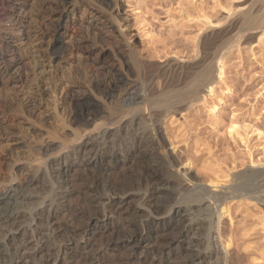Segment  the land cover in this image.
<instances>
[{"label":"bare ground","instance_id":"obj_1","mask_svg":"<svg viewBox=\"0 0 264 264\" xmlns=\"http://www.w3.org/2000/svg\"><path fill=\"white\" fill-rule=\"evenodd\" d=\"M97 1L102 4L106 3L105 0ZM260 1L262 4L260 6L261 8L263 7V9L260 10L261 12L257 11L259 13L250 12V10L253 9V5H251V3H254V1L248 4L249 9L246 11H237V13L239 12L238 21L241 22L240 24L238 22V24L241 26V28L238 30V34L234 33L236 38L229 40L230 38L234 37V34H232L233 37L232 35L229 38L227 37L228 41L226 40L224 42L226 38L221 40V42L225 43L223 46L226 47V50L231 44L237 42L239 43L241 40L239 38L242 37V35L245 34L247 30L254 31L259 29L260 31L258 30L259 33L257 32L258 35L255 39L257 41L262 39L264 35V0ZM29 2L30 0H0V23L4 22L5 24H8L9 27H15L18 23H20V18L24 16V12H26ZM35 2L37 1H34V3ZM38 3L40 5L39 0ZM41 3H43V1ZM48 3L52 7H49V11L50 8L52 10L48 14V20L41 22L40 20L36 19V21L39 23V27L42 29L43 34L49 33L51 35V42L49 46L47 45L48 48H45V50L48 49L47 53H43V56H47L48 59L50 58L52 61L58 62V64L61 62V60H63L64 63L68 62L71 66L69 71L66 68L67 65L63 70L60 69L62 67L58 68L57 65L55 67L53 65L54 70L53 68H51L52 70L46 68L48 70L46 73L51 70L48 77L44 76L45 80L47 79V82H49L50 85H47V89H42L40 86L38 89H36V92L38 90L37 94L42 101L46 95L49 98H52L51 102L53 105H51V110L49 109V111L45 109L40 115H38V117L42 115L44 116L45 113V116L43 118L40 117L38 120L40 126L46 128L45 133L47 137H55V135L58 133V130L59 132L62 131L59 129L60 126L58 124L57 125L59 127L54 125L56 119L59 121L61 120L60 122L62 124V129H64L66 126L72 127V131H69V134L65 132V129V131H63L64 134H68V137L66 136V138L72 144L82 137V132L84 133L86 131L91 132L93 130H98L101 125L107 123L108 125L119 123L122 118H127V115L128 117L130 116L129 122L132 123L134 115H137L138 113L140 114L142 110L147 111L148 107L156 109L158 111L157 113L161 116L157 117H160L165 121V118H169L170 114L173 115L174 112H177V110L179 111V114H182L180 113L182 110H186L190 107L194 108L193 106L196 107V103L205 102L207 97L213 98L217 93V86H219L224 79V62H222V60L225 56H223V53H221L223 46L219 47V45L217 46L216 44L219 49L222 48L220 53L218 49L214 55H212V59L211 57V60L209 59L210 61L206 59L207 61L205 60V62L207 63L205 65L203 64L204 66L202 67L200 66L201 68L199 69L190 67L189 71L185 72L184 74V71H182L183 76L180 77L181 79L179 80L175 79V77H172L173 81L169 79L171 83L167 85L165 84V86L163 83L167 80L166 78L164 82L162 80L163 83L161 85H163V87H160V85L158 86L161 89L160 91L157 89L158 93H156V96L154 91V93L151 92V88L148 90L147 87L146 90L145 87L144 90V87H141L144 90V93L141 92L143 93V99L141 98L143 103L141 102L142 106L139 108L137 103L134 105V103L129 102L131 100L128 101L129 103L127 102L128 99H131L126 97L128 94L126 91L127 86H134L136 81L140 79L142 81L146 79H151V81L154 79L158 80L156 76L158 78L161 76L159 71L160 69L158 70L157 66V69H155V67L153 68L154 65H150L147 59H144L142 56L137 54L138 52L135 50L136 47L134 48V45L131 43V38H129V36L127 37L123 31L124 23L115 22L117 15L116 18L114 15L116 13L112 15L110 13L111 11L107 13L99 7L102 9L100 10L97 8L100 4L97 7L96 5L92 4V6H89L85 9L86 6L85 3L83 4V0H49ZM76 3L83 7V11L86 10V16L81 20L70 23L69 29L72 33L71 37L75 40V43L73 45L74 49L66 54L65 50L62 49L63 41L61 35H58V32L62 28L66 27V23H63L64 20L67 19V14H65L66 9L69 7L72 9ZM116 3L115 6L118 5H116ZM258 3L260 4L259 1ZM106 4L108 7V2ZM35 7L40 8L39 6ZM259 8L260 7L255 10H258ZM41 9L42 7L39 10ZM41 12H44V8L41 10ZM79 18L81 17L79 16ZM239 25L238 27H240ZM243 29L246 31L245 33ZM20 30V26L17 27L16 31L19 32ZM74 31H92L91 33L93 34V37L92 39L89 38V41L77 42ZM79 40L81 41V39ZM13 44L14 43L8 39L0 41V62H6L3 52L7 49H13ZM226 44L228 45L226 46ZM37 49L40 50L39 48ZM42 50L44 49L42 48ZM40 52L38 51V53ZM197 53H195L196 56H198ZM226 53H228V51ZM205 55L208 56L207 54ZM25 63L20 59L16 61L17 76L13 81L5 82L2 79L3 77L1 78L2 80L0 81V84L3 88H5L6 91L19 82L25 68ZM42 66L44 65L42 64ZM39 70L41 77V74H43V69ZM161 70L163 72L162 68ZM36 73L37 72H35V74ZM168 73L170 74V72ZM163 74L164 73H162V75ZM165 74L163 76H165ZM40 77L39 79H41ZM36 79L38 81V77ZM218 89L220 90L219 87ZM220 91H222L221 94L223 93L224 95L229 92V88L224 87V89H221ZM134 95L132 99H134ZM214 99L216 98L214 97ZM216 100L217 101L215 102H212L211 100V102H209L210 106H208V111L210 114L214 115L213 117L218 114L222 103H224V99H222V97ZM207 101L205 103H207ZM58 104L61 106L60 109L57 107ZM138 104L141 105L140 101ZM179 105L182 106L178 107ZM18 108L20 111H24L27 116H32L31 109H28L26 105L21 104ZM157 113L155 114L154 112L155 115H158ZM152 116L153 115L151 114V118ZM173 116H170V119H172ZM147 117L150 118L149 115ZM157 117L155 116V119L152 120L158 122L159 118L156 120ZM142 118L143 120L145 119V117ZM182 118H184V115ZM50 119L55 120H53L54 122L49 123L48 120ZM152 120L145 119V122H141V126H138L141 128V130L139 129V134L133 133V135L130 134V132L126 133L128 134V140L125 137L126 134L122 132L117 133L114 131L115 134L112 135L115 136L111 142L106 143L103 141L101 145L99 143V145L94 143L95 145H92L90 148L92 149L91 155L83 162L78 159L77 148L73 151L67 153L65 152L63 157L56 160L55 164L65 165L66 170L59 171L55 174L56 180H54V184L51 187L52 193L49 194V197L46 201L44 200L45 202L42 200L44 203H41V209H38L35 212V214L38 215V220L34 224L35 227L39 226L47 233L41 235L39 240L36 238L37 242L39 241L41 243L39 244L40 248H37V258L40 259V262L36 260L37 258H34L36 260V263L33 262L34 264H59L60 259L64 261V258L62 259L60 257L61 254L59 255V252H63L65 254L69 253L71 255L74 254L75 256L79 257V259H71L68 264H134L133 257L138 252L144 253V259H146L150 253H155L154 255L161 253L163 254L164 249L172 248L174 243H180L178 244L180 252L176 257L177 261H169L164 264H186L188 262L193 263L194 261H197V264H209L208 258L210 257L212 250H215L214 247H210V243L208 241L209 238H207V236L210 237V229L212 225L216 223V226L214 225L212 228H216V231H218L221 226L220 221L223 218H228L229 221L232 222L234 215L231 213V204H237L236 202H243L242 204L244 205L242 206H245L247 202L249 204L250 202H253L254 206L256 205L257 208L259 207L258 209L260 210L257 213H254V211L252 214H246L251 215L252 218H254L252 219L251 225L245 231L253 230V228L258 225V229L261 231V237H259L260 240L262 239L263 244H259L260 246H252L250 245L249 240H244L245 238H243L242 241V238H234V231L230 229L229 234H226L227 232L216 233L219 241V246L217 247H220V251L223 253V256L227 257L229 248L232 246H237L239 247V251H248L246 258H248L249 261L261 263L260 260L264 259V170H262L264 166L259 170H257L258 168H255V170L252 168L254 167L255 162L250 160V162H252L251 165L253 164V166H249L250 169L245 168L246 170L242 169L243 171H235V173H230L234 171L232 170L234 169L232 167V169H228L227 174L222 175V172L224 171L223 170L222 172L220 171L222 174L219 175L220 172L217 174V170L212 169L213 167L211 168L209 167V164L207 165L205 163V165L201 166V168L204 171L208 170L206 173L208 179L207 184L211 186V188L201 186V184L194 182L196 180H192V178H190L187 174V170L189 169V167H187L189 164V162H187L189 156L188 150H186L187 158L183 160L185 162L179 163L183 165L181 169L179 168L178 164L174 162V159L170 153L164 149L165 146L161 143L162 138L158 132V123H155ZM160 121L161 120H159V125ZM162 121L161 124L164 123ZM217 121L219 120L217 119ZM229 126V129L231 130L235 128L234 126ZM107 130L105 128L102 129L101 137H105L104 134L108 132ZM165 131L164 133H166ZM258 132L260 135V130H258ZM61 133L60 135H62ZM178 134L177 136H179ZM238 134L239 133H236V135ZM33 135L36 138L37 134L33 132ZM112 135L110 137H112ZM260 137L264 139V135ZM125 139L128 143L132 142L133 146L125 152H118L114 150L116 142L125 141ZM170 139L169 144L172 146L174 141ZM67 147L68 145L62 146V148ZM106 147L113 149L111 151H104V153H100V151H98ZM174 147L172 146L173 151L175 149ZM14 150L15 149H10L7 152L8 158H18L17 153L15 152L16 150ZM35 150L36 153L30 152V156L34 158V161L37 159H42L49 149L44 151L43 149L37 148ZM75 159H78V161H75ZM130 160H134L138 164V170L136 173L125 172L117 179L111 176V170L113 168L119 167ZM5 163V158L0 155V184L4 179V175H2V167L7 164ZM214 163L212 164L214 165ZM257 163L260 164L259 161ZM6 166L5 168L7 169ZM218 166L217 169L219 168ZM43 169L44 168L42 165L39 174L37 176H31V178L27 180V185H32L36 180L41 179L43 175L42 173H45ZM75 170H80L76 176H74L72 173ZM229 170L232 171L229 172ZM209 171L210 173H208ZM182 187H184L185 192H182V190L180 191V188ZM212 187L214 189H212ZM217 187H220L218 188L220 189L218 192H216L215 189ZM7 191H14L15 194L10 195V193ZM0 192V224H4L6 227H17V224L22 218H26L27 215L29 216L31 214L30 212L27 213L25 210L21 208L19 209L16 206L10 207L9 204L11 205V200L19 199L20 204H22V201H24L23 204L28 205L35 203L34 200V202H30V200L36 199L37 196L30 194L27 195L25 191L22 189L19 191L12 185H5L4 187L2 186V191L0 190ZM74 192H78L81 197L80 202L71 208L68 207V203H64V201L68 199V195ZM54 194H58V196L53 197ZM194 207H196L197 210H194ZM245 207L241 208L246 212L247 209ZM242 215L244 216L243 213ZM142 218L144 219L142 220ZM187 219L194 221L189 228H185L183 226V222ZM92 225H96L97 229H90L89 226ZM189 231L191 234H193L192 237L194 238V245L196 248L193 247L189 249V247L187 248L181 245V242H184V238L187 237ZM245 231H242L240 235L244 236L246 234ZM97 232H101L104 236H106L105 241L100 245L91 242L92 235ZM173 232L178 233L177 240H174L171 237V233ZM31 233H34L33 230ZM19 234L20 236L27 234L35 237L34 234L28 233L26 228H21ZM249 235L250 234H247L246 236L250 237ZM57 237H60L59 242L54 241ZM16 238V235L11 234L6 236L4 241H0V264H10L14 262V254H16V250L14 247H12L10 242L15 241ZM78 238L81 239L78 240ZM72 239L75 240V242L72 241ZM82 239L84 240L82 241ZM262 241L258 243H261ZM56 242V248H58V250H56V252H52L55 249L53 244ZM110 249L113 250L114 253L110 259H105L104 254H106L105 252ZM66 258L69 260V258L72 257L67 256L65 259ZM215 259L218 260L219 258ZM217 260V263H212L218 264ZM20 264H24V262L22 263L20 261ZM141 264L147 263L143 260ZM246 264L253 263H248L246 261Z\"/></svg>","mask_w":264,"mask_h":264},{"label":"rangeland","instance_id":"obj_2","mask_svg":"<svg viewBox=\"0 0 264 264\" xmlns=\"http://www.w3.org/2000/svg\"><path fill=\"white\" fill-rule=\"evenodd\" d=\"M34 1H37V2L34 3ZM39 1H40V5L43 4L42 6L39 5L38 0H30L29 5L27 6L26 12H24V16L20 18V23H18L15 27L13 26L9 27L8 24H5L4 22L0 23L1 25L0 29H3V30H0V41L8 39L14 43L13 49L11 50L7 49V50H4L3 52L5 55L6 62L5 63L0 62V81L2 79L5 82L13 81L17 76L16 61L20 59L24 63L26 62L25 63L26 70L24 68L19 82H17L12 88L8 89L7 90L8 92L0 84V91H1L0 92V155L5 158L6 163H7V164L5 163L6 165L9 166L10 164L9 167L6 165L2 167L3 174L2 173L1 174L4 175V179H3V182H1L0 184V190L2 191V186L4 187L5 185H12L13 187L17 188L19 191L21 189L25 191L27 195L30 194V195L37 196L36 199L30 200V202L34 200L35 203H31L28 205L23 204L24 201H22L23 203L21 202L23 205L20 204L19 199L11 200L12 203L14 204L12 203L11 205L9 204L10 207L16 206L17 208L19 209L21 208L25 210L27 213L30 212L31 214L29 216L27 215L26 218L21 219V221L17 224V227L21 225L20 227H18L19 229L14 226L6 227L4 226V224H0V241H4L5 237L11 234L17 236L15 241L10 242L12 247H14V249L16 250V252L14 251L16 253L14 254V262L10 264H20V261L22 263L24 262V264H34L36 263L35 262L36 260L40 262V259L37 258L38 257L37 248H40L39 244L41 243L39 241L37 242V239L39 240L41 238V235L46 234L47 232L39 226L35 227L34 224L38 220V215H36L35 212L38 209H41V206H42L41 203H44L49 197V194L52 193L51 187L54 184V180H56L55 174L59 171L66 170L65 165L55 164L56 160L63 157L65 155L64 154L65 152L67 153L77 148L78 149V159L81 162H83L85 159H87L91 155L92 149L90 148L92 147V145H95L98 143L101 145L103 141H105L106 143L111 142V140H113V137L115 136L112 134H115V132L117 133L122 132L124 134L129 133V132L130 134H133V133L139 134L140 133L139 131L141 130V128L138 126H141L140 125L141 122H145L144 121L145 119L152 120V119H155V116L156 117L160 116L157 113L158 111L156 109L148 107L147 111L142 110L140 114L138 113L137 115H134L135 118L133 117L132 123L129 122L130 116L128 117L127 115L126 117L128 119L125 117H124L125 119L122 118V120L119 122L120 124L116 123V124L108 125L107 123V124L101 125V127L98 130H95V131L93 130L91 132L86 131L84 133L82 132L81 133L82 137L78 139L77 141L73 142V144L70 143L68 139L66 138V136L69 134V131H72V127L66 126L64 128L66 130L65 131L64 129L61 128V125H62L60 122L61 120L59 121L57 119L56 120L53 119L55 120L54 122L53 120L50 119L48 120V122L49 123L54 122L55 124L54 123L53 124L57 127L60 126L59 129L62 131L59 132L58 130V133L55 135V137H47L45 133L46 128L40 126L39 120H38L40 117L43 118L45 116V113H44V116L42 115L38 117V115H40L41 112H43L45 109L51 110V107H52L51 105H53L51 102L52 98L51 97L49 98L46 95L42 101L39 98L37 94L38 90L36 92V89H38L39 86L42 89H47L46 87L50 85L49 82H47V79L45 80V77L49 76V72H51L52 70L51 68H53L54 70V67L57 65L58 68L62 67L60 69L63 70L65 69V66L67 65L66 68L69 71L71 65L68 62L64 63L63 60H61V62H59L58 64V62H54L50 58L48 59L47 56H43V53H47L48 49L45 50V48H48L51 42V37H50L51 35L49 33L43 34L42 29L39 27V23L38 21H36V19L40 20L41 22L47 21L48 14L51 12L52 7L48 3L49 0H39ZM42 1L43 3H41ZM105 1L106 3L108 2V7L106 3L102 4V3H99L97 0H83V4L85 3V6H86L85 9L89 6H92V4L96 5V7L100 4L97 8L99 7L102 8L104 12L109 13L111 11L110 13L112 15L116 13L114 15L115 18L117 15L115 22L124 23L123 31L127 35V37L129 36V38H131L130 39L131 43L132 45H134V48L136 47L135 50L136 52H138L137 54L139 56H142V58L147 59L150 65L152 66L154 65L153 68L155 67V69L157 68L158 70L160 69L159 70L160 75H161L160 77L162 78L160 77L158 78L156 76L158 80L154 79L155 78L154 77L153 78L154 80L152 81L151 79L150 80L146 79L143 81L140 79L136 81L134 86H127L126 91L128 92V94L126 95V97L131 98V99H128L127 102L131 100L129 102L134 103V105L137 103L139 108H141L142 103H143L142 97H143L145 87H146V90H147V87H148V90L149 88H151V92L152 93L155 92L154 94L156 96L157 95L156 93H158L157 91L158 90L160 91L161 89L158 86L160 85V87L161 86L163 87V85L161 84L165 81V78L167 81L163 83L164 86L165 84L166 85L170 84L171 83L170 80L173 81L172 77L173 78L175 77V79H178V80L181 79L180 77H182L185 72L189 71L190 67H195L198 69L201 68L207 63L205 62V60L206 59L209 60L210 57L212 59L213 57L212 55H214V53L219 49L220 46H223L225 44L221 42V40L226 38L224 40L225 42L229 37H231L232 34L234 33L236 34L237 32L239 33L238 30L241 28L239 24L241 22L238 21L239 12L237 13V11L239 10L240 12H242L241 10L246 11L247 9H249L248 4H250L252 1H254L255 4L253 2L251 3V5H253L252 7L253 9H251L250 12L259 13L261 12L260 10L263 9V7L261 8L260 6L262 5L260 0H257V1L256 0H252V1L251 0H232V1L231 0H118V1L117 0H105ZM258 1L260 2V4L258 3ZM115 3L116 5L117 4L118 5L115 6ZM35 6H39L40 8L42 7V9L44 8V12H41L42 9L39 10L40 8L35 7ZM49 7H51L50 11H49ZM74 7L72 9L70 7L66 9L65 14H67V19L64 20L63 22L64 24L66 23L65 24L66 27L62 28L58 32V35L59 36L61 35V38L63 41L62 49L65 50L66 54L74 49L73 45L75 43V40L71 37L72 33L69 29L70 23H73L77 20H81L82 18H85L86 16L85 14L86 10L83 11L82 6L76 3ZM258 7L260 8L258 10H255ZM47 8H48V11H47ZM116 10L117 11L119 10V11L117 12ZM79 16L81 18H79ZM238 25L240 27H238ZM19 26L21 30L18 32L16 30H17V27ZM258 30L259 29L254 30V31L247 30V32L244 30V33L245 32L246 33L243 34L242 37L239 38L241 40L239 43L237 42L238 44L237 43L231 44L230 45L231 48L229 46V48L227 47V50H226V47L223 46L224 50L221 48L222 52H221V49H219V53L221 52L223 53V56H225L224 58L222 57L223 58L222 62H224L223 63L224 79L220 83V85L217 86V90H216L217 93L214 96L216 99L220 97L224 99V103H222V106L218 112L219 115L217 114L219 117L217 115L213 117L214 115L210 114V112L208 111V106H210L209 102H211V100L212 102L213 101L215 102L217 100L214 99V97L213 98L207 97V100H208V101L206 100L207 103H205L206 101L203 103L201 102L196 103L197 104L196 107L193 106L194 108L190 107L191 109L188 108L186 110H182V112H180L182 114H179L178 110L177 112H174L175 114V115L173 114L174 116L170 114L171 117L172 116L173 118L177 117L178 119L177 118L170 119L171 117L168 115L169 118L168 117L167 119L165 118V121L167 122H165L162 118H160L161 116L156 118V120L159 118L158 122H155L154 120H152L155 123H158V126H159L158 132L160 133V136L162 138L161 143L165 146V147L163 146L164 149H166V151L170 153V155L174 159V162H176L179 168L181 169L183 165L179 163L185 162L183 160L187 158L186 150H188L189 156H188L187 162H189L190 165L189 164H188L189 166L187 165V167H189V169L187 170V174L190 178H192V180L193 179L196 180L194 182L201 184V186L211 188V186L207 184L208 179H207L206 173L208 170L204 171L201 168V166H204L205 163L207 165L209 164V167L211 168L213 167L212 169L217 170L216 171V173L218 172L217 174H219L220 171L222 172L224 170L222 172L223 174L220 172L219 175L227 174L228 169H232V167L234 168L232 169L234 171L230 172L232 170H229L230 173H235V171L236 172L243 171L242 169L246 170L245 168L250 169V167L253 166V164L251 165L252 162H250V160L255 162L256 164V165L254 164V167H252L253 169L258 168L257 170H259L260 168L264 166V139L260 137L264 135V35L261 40L257 41L255 38L257 37L260 31ZM86 32L87 31L85 32L74 31L77 42L89 41L90 40L89 38L92 39L93 37V34L91 33L92 31L87 32V34ZM235 34H234V37L232 35L233 38H230L229 40L236 38ZM78 38L81 39V41ZM204 42H209V43H204ZM216 44L217 46L219 45V47H217ZM227 45L228 44H226V46ZM203 46H204V49H203ZM68 47L69 48L71 47V48L69 49ZM37 48H39L40 50H38ZM42 48L44 50H42ZM228 49L229 50L231 49V50L229 51ZM37 50L41 52L38 53ZM223 51L225 52V54ZM227 51L228 53H226ZM36 53H38L39 55ZM195 53H197L198 56H196ZM205 54H207L208 56H206ZM143 56H145L146 58ZM48 61H51V62H48ZM198 61H201V62H198ZM42 64L44 66H42ZM46 68L51 69V70H49V72L46 73V71H48ZM161 68L163 69V72ZM39 69L41 70L43 69L42 71L43 74H41V77L39 74V71H40ZM180 70H181V73H180ZM182 71H184L183 74H182ZM35 72L37 73L35 74ZM165 72L166 74L170 72V74L168 73L166 75ZM177 72L179 73V78H178ZM162 73H164L165 76H163L164 74L162 75ZM37 77H38V81L36 79ZM39 77L41 79H39ZM140 81H142L143 83ZM141 87L142 88L144 87L143 88L144 90ZM218 87L220 88V90L224 89V87H227L229 88V92L223 95V93L221 94L222 91H220ZM133 95H134V99H132ZM46 100H50V101H46ZM139 101L141 105L138 104ZM21 104L26 105L28 109H31L32 116H27L24 111H20L18 107ZM181 106L182 105H179L178 107H181ZM57 107L58 109H60L61 107L60 104H58ZM149 110H150V113H149ZM154 112L155 114L157 113L158 115H155ZM151 114L153 115L152 118H151ZM148 115L150 116V118L147 117ZM183 115H184V118H182ZM139 117L140 118L145 117V119L143 120V118L140 119ZM217 119L219 121H217ZM159 120L161 121L163 120L162 122H164L161 124V121H160L161 126L159 125ZM136 121L138 122V124ZM127 122H129L130 124ZM131 124L133 127L131 126ZM229 125L234 126L235 128L233 129H235L236 131L233 129L232 130L229 129L230 127ZM104 128L106 130L108 129L107 130L108 134L105 133L104 134L105 137H101L102 129ZM258 130H260L261 132L260 135H259ZM63 131H65L68 134H64ZM164 131L166 133H164ZM33 132L37 134L36 138L34 137ZM60 133L62 135H60ZM236 133H239L240 135L239 134L236 135ZM177 134L179 136H177ZM111 135L112 137H110ZM125 137L128 140V134H126ZM126 139L125 141H118L119 143L116 142V145L117 144L118 145L117 146L115 145L116 148L114 146V150L118 152L119 151L125 152L129 150L133 146V144L132 142L131 143L126 142ZM169 139L174 141V144L172 145L173 147L175 146L174 151L172 149V146L169 144ZM61 144L68 145V147L62 148L63 145ZM37 148L43 149L44 151L49 149L48 152L45 153V156H43V158L46 157L45 159L42 158L40 160L37 159L36 161H34L33 160L34 158L30 156V152L36 153L35 149ZM10 149L16 150L14 151L17 153L18 158H15V157L8 158L7 157L8 155L7 152ZM112 149L110 147H106L101 150H98V149L96 150L100 151V153H104V151L105 152L111 151ZM249 154H250V157H249ZM78 159H75V161H78ZM258 161L260 164L257 163ZM212 163H214V165ZM42 165L44 168L43 170L45 171V173H42L43 174L42 178L36 180L32 185H27L28 184L27 180H29L31 176L33 175L37 176L40 172V168ZM5 166L7 167V169L5 168ZM217 166L219 167L218 169H217ZM197 167L201 168L202 170ZM137 170H138V164L134 160H130L126 162L125 164L120 165L119 167L113 168L111 170V176L117 179L125 172L126 173H130V172L136 173ZM262 170H264V167ZM77 171L78 170H75L74 172H72L74 176H76V174H78L80 170L78 172ZM208 173H210V171ZM184 187L180 188V191L182 190V192H185ZM218 188L220 187L215 188L216 192L220 190ZM212 189L214 188L212 187ZM7 192H9L10 195L15 194L14 191H7ZM57 196L58 194L53 195V197H57ZM80 197L81 196L78 192H74L68 195V199L64 201V203L65 202L68 203V207L72 208L75 204L80 202ZM42 200L43 201L45 200V201L43 202ZM236 203L239 205L234 204V203L231 204L232 206L231 213L232 215H234V217L232 216L233 217L232 222L229 221L228 218H223L220 221L221 223L220 224L221 226L219 229L220 231L219 230L216 231L217 230L216 228H212L214 227L216 223L213 224L210 229L211 230L209 232L210 235L208 234L210 237L207 236V238H209L208 241L210 243L209 244L210 247L211 248L214 247L215 250H212L210 257L208 258L209 264H213L214 262H216L217 259L215 258H219L217 260L218 264H242V263L246 264V261L248 263L250 262L253 264H264V259L260 260L261 263L249 261L248 258H246V254L248 253V251H245V252L239 251V247L237 246H232L231 248H229L227 257H224L223 253L220 251V247H217L219 246V241H218L216 233L217 232H227L226 234H229L230 229L234 231V232L231 231L235 235L234 238H238V239L242 238L241 241L243 240V238H245L244 240H249L250 245L252 246L263 244L262 239L260 240L261 231L258 229L259 228L258 225L255 227L252 226L254 227L253 228L254 232L253 230L245 231L251 225L252 219L254 218V217L252 218L251 215H246V214H252L254 211H255L254 213H257L260 210L258 209L259 207L257 208L256 205L254 206L253 202L252 203L250 202V204L247 202V204H245L246 207L242 206L244 205L242 204L243 202L242 203L236 202ZM241 207L242 208L245 207L249 211L246 210L245 212V210L243 211ZM194 208H193L194 210H197L196 207ZM242 213L246 217H244ZM143 219L144 218H142V220ZM193 222H194L193 220L187 219L186 221L183 222V226L185 228H189L193 224ZM21 228H24V229L26 228L28 233L34 234L35 237H32V235H27V234L24 236H20L19 231ZM89 228L95 230L97 229V226L92 225V226H89ZM32 230L34 233H31ZM240 230L246 232V234L244 235L245 237L240 235V233H242V231ZM189 233L187 234V237L184 238V242H181V245L187 248L189 247V249L193 247L196 248V246L194 245L195 244L194 238L192 237L193 234L191 233L189 234ZM247 234H250L249 235L250 237H247L246 236ZM177 236H178V233L176 232L171 233V237L174 240L178 239ZM59 239L60 237H57L54 241L59 242ZM80 239L81 238H78V240ZM105 239H106V236H104L101 232H97L92 235L91 242L94 244L100 245L105 241ZM83 240L84 239H82V241ZM72 241L75 242V240L73 239ZM260 241L262 242L258 243ZM56 244L57 242L53 244L55 249L52 252L54 251L56 252V250H58V248H56L57 246ZM178 244L180 243H174L172 248L164 249L163 254L161 253V254L154 255L155 253H150L148 254V257L146 259H144V253L138 252L133 257L134 264L135 263L141 264L143 260L147 264H153V263L154 264H164L169 261L170 262L177 261L176 257L180 252V248H178ZM105 253H106L104 254L105 259H110L114 252L113 250L110 249L106 251ZM59 255L62 259L64 258V261L61 259L59 260V264H65V263L68 264V262H70L71 259H74V258L79 259V257L75 256L74 254H72L73 255L72 256L69 253L65 254L63 252H59ZM67 256H70L72 258H69V260L68 258L65 259V257ZM34 258H37V259L35 260ZM194 262H193L194 264H197V261H194ZM193 263L188 262L186 264H193Z\"/></svg>","mask_w":264,"mask_h":264}]
</instances>
